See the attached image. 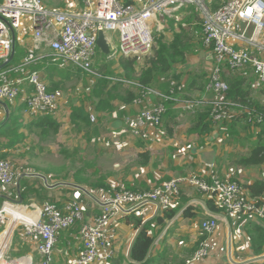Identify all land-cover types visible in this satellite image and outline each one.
<instances>
[{
    "label": "built area",
    "instance_id": "1",
    "mask_svg": "<svg viewBox=\"0 0 264 264\" xmlns=\"http://www.w3.org/2000/svg\"><path fill=\"white\" fill-rule=\"evenodd\" d=\"M190 7H195L202 17L204 48L214 52V69L203 97H188L185 85L174 79L169 81V95L144 88L134 105L147 106L136 115L125 117V131L142 141L159 140L160 135L151 130L158 131L161 127L168 101L179 103L187 112L209 106L213 121L220 125L231 119V104L225 99L229 85L222 79L224 66L232 72L251 71L255 76L251 89L264 88V0H228L216 10L201 5L199 0H84L83 8L72 11L50 8L43 0H0V102L15 106L22 99L25 106L21 113L33 118L56 114L62 97L49 92L42 73L36 70L41 61L94 74L97 41L99 33L103 32L111 54L119 58L137 57L143 65L156 49L158 35H167L171 26L176 29L180 23L186 28L183 15L188 14ZM116 33L119 34V48L114 43ZM17 44L24 56L14 62L11 57ZM45 49H49V55H44ZM149 95L158 97L160 102L152 103ZM184 96L187 98H181ZM46 182L49 186L48 180ZM14 183L12 163L0 159V190L10 189ZM182 186L216 194L223 210L202 221L201 232L206 239L185 264H206L209 255L217 250L210 236L218 229L221 217L236 221L252 216L264 225V200L252 198L236 180L211 177L207 181L198 176L175 178L150 191L125 190L112 194L100 188L96 193L87 192L88 198L102 209L91 221L85 219L83 203L77 200L62 208L51 202L42 206L32 204L31 208L39 210L35 223L19 224L25 226L22 232L26 239L36 240L40 264L55 263L59 236L77 225L78 239L84 250L69 264H103L111 257L105 242L109 232L115 230L119 217L140 210L144 212L152 205L162 211L173 209ZM14 203L7 200L0 208V228L7 220L5 207H16ZM16 208L29 210L28 207ZM7 250L0 264H31L25 258L10 259Z\"/></svg>",
    "mask_w": 264,
    "mask_h": 264
},
{
    "label": "rangeland",
    "instance_id": "2",
    "mask_svg": "<svg viewBox=\"0 0 264 264\" xmlns=\"http://www.w3.org/2000/svg\"><path fill=\"white\" fill-rule=\"evenodd\" d=\"M43 1L48 7L54 9H60V7L66 9L69 3V0ZM71 1L75 2L77 0ZM227 1L228 0H199L201 5L209 9H212V3L222 5ZM72 9V6H68L69 11H72ZM188 15L189 14L186 13L183 15L184 23H186L185 19L189 17ZM180 24H178L176 30L179 29ZM166 36L170 37L171 32ZM114 43L115 46L119 48L118 33L114 36ZM48 50L49 49H45L44 55L50 54ZM96 58L94 74L87 75L81 72L80 76H73L72 78L65 74L74 72L71 69L72 67L62 68L59 66V68L57 67L58 65L51 62L54 68L65 72L62 74H57L55 72L53 76V82L59 84L60 87L64 89V91L57 92L59 93L58 95L62 97L60 109L55 114L58 123L61 125L60 130L58 133H53L52 131L43 133L42 129L39 128L33 130L24 128L25 126L22 123L24 127L20 130V133L24 137L15 150L9 151L10 156L7 159L14 167L15 183L10 189L0 190V208L7 200H13L16 202L14 203L16 207H28L29 210L27 211L35 214L33 216L37 217L39 210L30 207L34 201L28 205L24 204L19 194L20 191H18L16 196V189L18 188V180L22 175L28 174L29 178H32L35 177L33 175L38 173L41 177L48 180L51 185L55 183L68 184L67 186H63V189H67L64 190L63 194L70 195L69 201L77 200L82 202L85 206V213L87 214L91 207L89 203L91 200L88 198L89 195L87 192L96 193L97 190L100 189V185L111 187L121 185V181L129 176L128 173L131 168L138 166L137 161H143L140 157L141 154H138L136 151V149L140 147V143H128L124 138L128 135V132L125 130L121 132L115 130L111 120L116 118V115L112 118H105L103 121L102 118L98 117L99 114L96 112L95 105L99 103V98L93 93L95 83L100 79L99 77H103L108 70H113V76H116L114 77L115 79H118L121 73L117 71V69H120L118 62V59H120L119 57L113 54L106 57L98 49ZM49 60L52 59L50 58ZM189 74L193 75L191 72L188 73V75ZM46 82L50 88L48 78ZM181 83L186 86V82L182 81ZM200 92L201 91H195L193 92L195 94L188 97L199 99L204 94L202 93L201 96L197 97L200 95L198 94ZM258 92V90L253 91L252 97L258 99ZM148 97L154 104L160 102V99L154 95H149ZM166 105L170 107L176 105L177 117L175 121L177 123L167 126L168 121L163 118L162 125L157 131L160 135V139L158 141H145V143H148L154 163L163 165L164 169L171 172L174 178L191 177V175H202L205 177L209 175L210 177L225 180V173L228 172V174H231L233 172L234 176L241 170L243 174L245 173L252 180H264V164L260 167L243 170L242 168L236 167L235 164L229 167L227 162L228 158L235 162L238 156L249 154V149L255 143L254 136H256V130L255 133H253L254 126L249 123L251 118L248 119L249 122L243 120L239 123L235 132L230 134L225 122L220 125L214 122L215 130L209 138H202L204 147L201 148L197 136L190 133L191 125L196 117L194 115L198 109L194 112H187L179 103L172 104V102H168ZM75 108H84L85 111L90 114L93 127L100 124L98 133H92L90 136L85 133L82 134V132L78 131L77 128L70 124V115ZM137 108L138 110L140 109L139 106ZM116 111L121 116L120 120H122V122L126 116L132 115L126 108L117 109ZM122 111H127V113H123ZM247 113L250 114V112ZM1 114L4 115V120L7 116L6 111H1ZM20 115L16 116L18 121L19 119L23 120ZM3 120L0 119L1 122ZM97 121H99V123ZM33 122L29 123L27 126L31 125ZM4 141L5 138L0 139V142ZM212 143L214 145H212ZM202 150L219 151L220 157L224 162L219 165L211 163L212 165L205 164L203 166L200 158L203 154L201 152ZM237 177L238 176H234L232 178H236L238 181ZM43 178L40 179L41 183L44 180ZM166 178L164 181H167L168 178L171 177L168 175ZM45 183L47 185L46 181ZM27 196L29 201V194ZM20 201H22V204L19 203ZM46 202L48 201H45V203ZM8 219L9 216H7L6 224L0 228V234L6 228ZM24 228L25 226L23 224H18L12 233L11 242L6 253L10 259H15L12 258L13 244L18 233L20 238L22 237L21 233ZM173 234L182 237L177 231L173 232ZM182 241H184L183 237ZM187 258L188 257L185 259Z\"/></svg>",
    "mask_w": 264,
    "mask_h": 264
},
{
    "label": "trees",
    "instance_id": "3",
    "mask_svg": "<svg viewBox=\"0 0 264 264\" xmlns=\"http://www.w3.org/2000/svg\"><path fill=\"white\" fill-rule=\"evenodd\" d=\"M222 5L212 3V9L216 10ZM188 14L189 17L185 19L186 28H183L180 25L179 29L176 30L171 26L170 37L164 34H160L156 37V49L150 56L146 58V63L141 65L140 59L137 57H122L118 59L119 68L121 70V74L119 75L118 79L114 78L116 76H113V70H108L103 77H99L100 79L97 80L93 87V93L99 98V103L95 105V109L96 112L99 113L98 117L102 118V121L103 119H105V116L102 115V113L112 116L113 112L117 109L134 108V103L137 99L140 98L142 90L144 88L158 90L162 94L169 95L170 80L174 79L180 84H183L181 82L182 79L185 78V75L179 73V65H181L188 57L197 55L203 49L202 17L195 7H190L188 9ZM23 56L24 51L17 44L15 46L14 62L16 60L18 62ZM71 69L74 72L65 73L63 71H59L53 66H48L46 60L41 61L36 67V70L44 74L46 80L48 78V81L50 83V88L48 86V90L51 93L64 91V89H62L59 84L53 82V76L55 72L57 74L65 73L71 78L73 76L76 77L81 75L80 70L74 68ZM86 74L90 75L88 73ZM186 79L188 81V84H186L185 86L186 90L198 88L205 93V88L209 82V76L205 74H189L186 76ZM222 79L229 85V91L227 92L225 99L231 104V111L233 110L231 112V119L227 120L230 122L225 121V125H227L228 127L229 134L234 133L238 128V124L243 120H247V122H249V118H251L249 122L250 125L254 126L253 133H255L256 130V136H254L255 143L249 149V154L238 156L235 160V163L237 164L238 168L242 169L260 167L264 164V88L258 90L259 96L258 99H255L254 97H252L254 90L251 89V84L254 81V77L250 75V72H232L228 68V66L223 67ZM176 97L179 96L176 95ZM181 98L187 97L184 96ZM23 102L24 101H22L19 105H22ZM168 102H172V104H174L173 101ZM24 106L25 105L13 108L11 104H7V108L9 110V119L2 127H0V139L5 138L4 142H0V159L7 160L10 156L9 151L15 150L17 145L24 137L20 133V130L23 128L22 120L19 119L18 121V119H16V116L20 115L21 109ZM145 106L146 105L140 106L139 110L144 109ZM167 109L168 110L164 118L167 119V121H170V118H173L175 122L173 123V125L176 124V108H174V106H167ZM197 109L198 111L195 113V115L197 114L198 122L194 127V130L192 129L191 132L197 134L200 138H209L215 130L214 121L211 117V108L209 106H201ZM122 112L127 113V111ZM134 112L135 111L131 113L133 114ZM247 112H250V114H248ZM97 122L99 123V121ZM70 124L77 128L80 132L85 131L89 136L92 133H98V131L100 130V124H97V126L93 127V123L90 119V114L87 113L84 108H75L73 110L70 115ZM258 124L259 126H257ZM60 127L61 125L58 123L55 114H43L36 117L35 121L26 128L32 130L35 128H39L42 129L43 133H48L50 131H52L53 133H58ZM140 157L143 159L142 165H147L149 161V153L141 154ZM232 177V180H236V178ZM237 182H239V184L243 188L249 191L252 198L256 199L257 201L264 200V180L255 181L251 185H244L239 179ZM39 183V179L34 178H26L22 181L19 194L21 195L24 204H30L32 201L36 200V196L40 198L45 193L46 188L43 186H39ZM103 187L107 188L108 186L100 185V188ZM110 191L114 192L113 190ZM116 193L118 192H114L112 194ZM199 193L205 198L209 210L217 214H221L223 212L222 208H220L218 205L216 194L203 192ZM28 194L30 196L29 201L27 196ZM46 200L48 202H51L49 198H47ZM36 201H38L39 204L42 205L45 203V201ZM188 201L189 199H187L183 192L181 193L180 191V196L177 200L176 208L164 209L154 219L149 220L145 224L132 249L131 258L133 262H128V264L154 263L153 259L148 256L154 240L157 237V234L154 233V230L157 227H165L166 222L172 220L179 213L181 207ZM193 207L194 206H189L185 209L183 213V216L185 218L195 217V214L193 213ZM138 212H143V210H140ZM138 212L131 213L122 217L125 223L134 225L136 230H138L143 225V221L145 219L144 215L139 214ZM235 222H237L238 225L245 223L243 230L247 234L253 257L264 255L263 223H259L253 220L252 216L241 217ZM205 239L206 236H200L198 245L197 247H195L191 256L195 254L200 246V243ZM25 242L26 241H23L20 238V235L18 233L13 244L12 258H20L22 255H26L28 253V246ZM124 262L126 261L122 259L119 264H124ZM183 264H185V261ZM262 264L264 263L262 262Z\"/></svg>",
    "mask_w": 264,
    "mask_h": 264
},
{
    "label": "crops",
    "instance_id": "4",
    "mask_svg": "<svg viewBox=\"0 0 264 264\" xmlns=\"http://www.w3.org/2000/svg\"><path fill=\"white\" fill-rule=\"evenodd\" d=\"M68 6H72L73 9L80 10V8L84 7V0H77L75 2L69 0ZM68 6L66 8L67 10H68ZM60 8L65 9L63 7H60ZM202 47L203 49L201 51H211V50L205 49L203 45ZM197 55L191 56L188 58H194ZM202 64H204V62H202ZM179 68H180V65L178 67L179 73L185 75L184 76L185 78L182 79V81L188 84V81L186 79V76L188 75V73L187 74L183 73L182 71H180ZM117 71L121 73L120 69H117ZM249 72H250V75L254 77V81H255L254 74L251 71ZM196 74L207 75L204 72L202 65L198 67V69L193 73V75H196ZM44 79L46 81L45 76H44ZM195 91H201V89H198V88H194L191 90L187 89L186 94L191 96L195 94L193 93ZM202 93H204V91L203 92L201 91L200 93H198L200 95H198L197 97L201 96ZM21 102H22V99L21 101L17 103V105L13 106V108L17 106H21L19 105ZM174 108H176V105H174ZM0 109H1L0 119L3 120L4 115L1 114V111L5 110L6 113H8L9 110L3 107L1 104H0ZM127 111L129 113L135 111L133 114L132 113L131 114L136 115L139 110L135 106L132 109H127ZM21 115L23 119L22 123L25 126V127L23 126L24 128H26L27 125L33 122L35 119L25 112H22ZM102 115H104L105 118H112L114 115H116V118H113L111 120L115 130H119L120 132L125 130V118L122 122V120H120L121 116L117 113L116 110L113 112L112 116L109 114H104V113H102ZM194 116L196 117L194 118V121L190 128L191 134H194L191 132V130L192 129L194 130V127L196 126L198 122L197 114ZM173 123H175L174 119L170 118V121L167 122V126H171L173 125ZM83 133L86 134L85 131H82V134ZM151 133L157 134V131L151 130ZM194 135L197 136L198 143H200V147L201 148L204 147L202 138H200L197 134H194ZM124 138L128 141V143L129 142L131 143L139 142L140 147L137 148L136 151L138 152V154L149 153V157H148L149 161L147 165H142V162L137 161L138 166L131 168V170L128 173L129 176L125 177V179L121 181V185H117L115 187L108 186L107 188H105L106 190H109V191L113 190L114 192H119L120 190H123V189L131 190V191H150V190L155 189L156 187L163 186L166 183L170 182L171 180L175 179L172 176L173 174L171 172L166 171V169H164L163 165L161 164L157 165L156 163H154L153 157H151V152L149 151L148 143H145V141L143 142L142 140L136 139L130 136L129 134L125 136ZM212 145L214 144L212 143ZM201 152L203 153L200 156L201 163H203V166L205 164H211V163L219 165L224 162L220 157L219 151L202 150ZM227 162H228L229 167L230 165H233V164H235V166L238 167L237 164L234 161H231L229 158L227 159ZM36 175H39V176H35L32 178L39 179V182H40L39 186H43L46 188L45 193L40 198L36 196L37 197L36 200H39L40 202H44V201H47L46 200L47 198H49L51 200V203H56L58 207L60 208H62L66 203L70 202L69 201L70 195L63 194L64 190H67V189H63V186L58 185L59 183H55L53 185L49 184V186H47L45 183L46 181L45 178L41 177L40 174L38 173ZM168 175L171 178H168L167 181H164V179ZM232 176H233V172L231 174H228V172L225 173V177H226L225 179H229ZM234 176H238V179L244 185L245 184L251 185L255 181H260V180H252L245 173L243 174V171L241 170L237 172ZM198 177H203V176L200 175ZM205 177L206 179L210 181L211 177L209 175H206ZM20 178H21V181H20L18 188L16 189L17 192L20 191L22 181L25 180L26 178H29V175L25 174V175H22ZM42 178L44 179L43 180L44 184L43 182L41 183L40 181V179ZM69 186H72V185H69ZM180 191L181 193L183 192V194L185 195V197H187V199H189V201L181 207V209L179 210V213L172 220L166 222L165 227H157L154 230V233L157 234V237L155 238L152 248L150 249L149 255H148L149 257L153 259L154 261L153 264H183L184 261L186 260L185 258L191 256L195 247H197L198 245L200 236L202 235V232H201L202 221L206 219L207 217H210L211 215L217 214L209 210V207L207 206L205 198L199 193L200 191L192 187H189V186H182ZM17 194L18 193H16V196ZM89 203L91 204V207L88 210V213L87 214L85 213L86 215L85 219L91 221L94 216L99 215L101 213L102 209H101L100 204L96 203L95 201L94 202L89 201ZM181 203H182V200H181ZM32 204L42 206V204H39L38 201L33 202ZM189 206H194L193 213L195 214V217L193 218H185L183 216L185 209ZM13 208L15 211L17 210L18 213H20L23 217H26V218L27 217L29 218L35 215V214L28 212L27 209L25 208H16V207H13ZM84 209H85V206H84ZM161 209H159L158 207L156 208L153 205L149 207L148 209H146L143 212V215L145 217L143 223L146 220L154 219L157 215L161 213L162 211ZM122 217L123 216L119 217L117 223H115V230L109 232L108 234V238H107V241L105 242V246L107 250L111 252L110 253L111 257L108 262L103 263V264H109V263L119 264V262L122 259L126 261L124 262V264H128V262L131 263L128 259V251L139 229L136 230L134 225L125 223ZM252 219L261 223V220H258L256 217H253ZM244 226H245V223L238 225V223L233 220L231 221L229 219L221 217L219 221L218 229L210 236V240L214 244H216L217 250L213 251L209 255L205 263L206 264H233L230 261V255H232V258L234 261L239 262V263L249 260L250 258H253L247 234L243 230ZM175 231H177L179 235H182V237L184 238V241H182V237L173 234V232ZM12 232L3 231L2 234H0V255L4 254L6 250L8 249L9 244L11 242ZM78 232H79V225L74 226L69 231L63 232L62 235L59 236L58 242L56 244L54 264H69V262L72 259H75L81 256L84 250V246L82 242L78 239ZM21 234L23 237V238L21 237V239L23 241H26L25 243L27 244L29 251L26 255H22L20 258L29 259L31 261V264H40V256L37 253L36 248H35L36 240L26 239L23 235V232ZM161 255H164V256H161ZM254 264H262V263L259 262V263H254Z\"/></svg>",
    "mask_w": 264,
    "mask_h": 264
},
{
    "label": "water",
    "instance_id": "5",
    "mask_svg": "<svg viewBox=\"0 0 264 264\" xmlns=\"http://www.w3.org/2000/svg\"><path fill=\"white\" fill-rule=\"evenodd\" d=\"M97 47L100 50V52L106 56L109 57L111 55V51L109 48V45L107 43L106 37L104 35L103 32L99 33V37H98V41H97ZM14 56H15V45H14V49H13V54L11 57V61L14 60ZM202 62H204V64H202ZM203 66V70L204 72L210 77V75L213 72L214 69V52L213 51H201L196 57L194 58H187L181 65H180V71H182L183 73H194L198 67ZM0 104L7 108V104L4 102H0ZM8 109V108H7ZM9 119V112L7 113L6 118L0 123V127H2L7 120ZM28 175V174H27ZM33 176H39V175H33ZM46 180V179H45ZM21 178L18 180V186L20 184ZM60 186H65L68 185L66 183H60L58 184ZM19 203L22 204V201H20ZM150 220V219H149ZM146 220L143 225L139 228V230L137 231V234L133 240V243L128 251V259L129 261L132 263V258H131V254H132V249L134 247L135 242L137 241L141 231L143 230L145 224L149 221ZM231 240V239H230ZM230 261L233 264H254V263H259V262H264V255L262 256H258V257H253L250 258L249 260H246L244 262H236L233 260L232 255H230Z\"/></svg>",
    "mask_w": 264,
    "mask_h": 264
},
{
    "label": "bare ground",
    "instance_id": "6",
    "mask_svg": "<svg viewBox=\"0 0 264 264\" xmlns=\"http://www.w3.org/2000/svg\"><path fill=\"white\" fill-rule=\"evenodd\" d=\"M47 65L48 66H52L53 64L51 62H49V64L47 63ZM42 78H43V80H45L44 79V74H42ZM257 126H259V124ZM11 208H13V207L12 206H9V205H7L5 207L6 215L9 216V219H8L6 228L3 230L4 232H12L17 227V225L19 223H31V224L35 223V220H36L35 216L29 217V218L27 217L26 218V217H23L21 214H19L17 211L12 210ZM244 217H246V216H244ZM1 234H2V232H1ZM3 255L4 254L0 255V258H2Z\"/></svg>",
    "mask_w": 264,
    "mask_h": 264
}]
</instances>
